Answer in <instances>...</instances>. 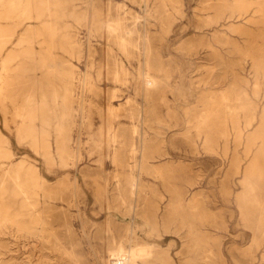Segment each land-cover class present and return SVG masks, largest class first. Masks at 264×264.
Here are the masks:
<instances>
[{"label": "rangeland", "instance_id": "374dc122", "mask_svg": "<svg viewBox=\"0 0 264 264\" xmlns=\"http://www.w3.org/2000/svg\"><path fill=\"white\" fill-rule=\"evenodd\" d=\"M0 42V264H264V0H0Z\"/></svg>", "mask_w": 264, "mask_h": 264}, {"label": "bare ground", "instance_id": "6f19581e", "mask_svg": "<svg viewBox=\"0 0 264 264\" xmlns=\"http://www.w3.org/2000/svg\"><path fill=\"white\" fill-rule=\"evenodd\" d=\"M48 3V2H47ZM12 7V6H11ZM120 7V6H119ZM118 7V8H119ZM107 20V19H106ZM164 20V19H163ZM119 23H120V21H118ZM115 24H116V22H115ZM117 28V27H116ZM127 28V27H126ZM118 29V28H117ZM123 29V28H122ZM125 29V28H124ZM116 30V29H115ZM121 30V29H120ZM117 31V30H116ZM119 31V30H118ZM107 32V31H106ZM123 32V31H122ZM115 34V33H114ZM117 34V33H116ZM122 34H124V33H122ZM124 37V36H123ZM113 38H114V36H113ZM119 39V38H118ZM129 39V38H128ZM123 40V39H122ZM19 41H21V40H19ZM23 41V40H22ZM126 41V40H125ZM118 42V41H117ZM121 43V42H120ZM120 43H118V44H120ZM0 44H1V42H0ZM122 44V43H121ZM135 45V44H134ZM120 47V46H119ZM126 47V46H125ZM111 48V47H110ZM107 49H109L108 47H107ZM122 49V48H121ZM151 49V48H150ZM110 51V50H109ZM112 52V51H111ZM128 51L126 50V52L125 53H127ZM112 54V53H111ZM133 58V57H132ZM113 59V58H112ZM6 60V59H5ZM55 60V59H54ZM44 63V62H43ZM108 63V62H107ZM46 65V64H45ZM74 65V64H73ZM116 65V64H115ZM114 65V66H115ZM35 66V65H34ZM117 69V68H116ZM121 69V68H120ZM123 69V68H122ZM125 69V68H124ZM123 69V70H124ZM125 70H127V69H125ZM117 72V71H116ZM125 72V71H124ZM124 72L122 73V75L124 74ZM127 72V71H126ZM114 73H115V71H114ZM119 73V72H118ZM114 75V74H113ZM116 76V75H115ZM115 76H114V78H115ZM119 76V75H118ZM124 76H125V74H124ZM148 77V76H147ZM150 77V76H149ZM151 79V78H150ZM117 80V79H116ZM123 80H124V78H123ZM128 80V79H127ZM148 80V79H147ZM151 81V80H150ZM114 82H115V79H114ZM123 83V82H122ZM149 83V82H148ZM151 84V83H150ZM123 85V84H122ZM149 85V84H148ZM147 87V86H146ZM53 89V88H52ZM112 90H115V91H117V90H119L118 88H117V90L116 89H112ZM112 92H114V91H112ZM119 92V91H118ZM131 92V91H130ZM115 94V93H114ZM113 94V95H114ZM119 94V93H118ZM58 94H56V90L53 92V96L55 97V99H57L56 98V96H57ZM32 98V97H31ZM114 99V98H113ZM27 100V99H26ZM44 92L42 91L41 92V110H42V113H43V115L45 116L46 115V111L48 110V107H47V104L46 103H44ZM132 100V99H131ZM128 101V100H127ZM32 103V102H31ZM61 107L63 108V107H65V98L63 97V99H62V103H61ZM31 108V107H30ZM33 108V107H32ZM112 108V107H111ZM113 111H114V109H112ZM110 111H111V109H110ZM112 112V111H111ZM113 113V112H112ZM61 115H63V114H61ZM113 115H114V113H113ZM200 115V114H199ZM205 115V114H204ZM203 116V115H202ZM202 116H199V117H202ZM63 117H64V115H63ZM112 117V116H111ZM111 117H109L110 118V120H111ZM205 117H206V115H205ZM202 119V122H203V117L201 118ZM113 120V119H112ZM199 120V119H198ZM200 121V120H199ZM110 122V121H109ZM111 123V122H110ZM109 123V124H110ZM25 127V126H24ZM29 127V126H28ZM23 128V127H22ZM109 128H111V127H109ZM26 129H28V128H26ZM115 130H117V129H115ZM136 130V129H135ZM136 132V131H135ZM109 133V132H108ZM116 133V132H115ZM32 134H33V132H32ZM113 134V133H112ZM222 134V133H221ZM223 135V134H222ZM111 137H112V135H110ZM114 136V135H113ZM115 136H116V134H115ZM120 136V135H119ZM128 137V136H127ZM109 138V137H108ZM107 138V139H108ZM113 138V137H112ZM111 139V138H110ZM109 139V140H110ZM114 140V139H113ZM128 141V140H127ZM108 142V141H107ZM116 142V141H115ZM123 142V141H122ZM129 142V141H128ZM131 142V141H130ZM132 143V142H131ZM134 144V143H133ZM114 145V144H113ZM135 146V145H134ZM107 149H109V148H107ZM116 149V148H115ZM132 149V148H131ZM131 149H130V151H131ZM111 150V149H110ZM135 150V149H134ZM7 151V150H6ZM117 151V150H116ZM3 152V151H2ZM133 152V151H132ZM148 152V151H147ZM116 153V152H115ZM130 153V152H129ZM135 153V152H134ZM146 153V152H145ZM115 155V154H114ZM131 155V154H130ZM150 155H151V153H150ZM144 156V155H143ZM115 157H116V155L114 156V158H113V160L115 159ZM144 158H147V157H144ZM130 159V158H129ZM148 159H149V157H148ZM134 160V159H133ZM116 161V160H115ZM144 163H147V162H144ZM115 164V163H114ZM116 165V164H115ZM144 165V164H143ZM147 166V165H146ZM148 166H149V164H148ZM153 166V165H152ZM152 166H150V167H152ZM156 166V165H155ZM131 167V166H130ZM129 167V168H130ZM157 169V168H156ZM156 169H155V173H157L156 172ZM161 170H162V168H161ZM152 171H153V169H152ZM154 172V171H153ZM115 173V172H114ZM159 173H160V171H159ZM158 173V174H159ZM162 173V172H161ZM115 175V174H114ZM159 175H161V174H159ZM162 176V175H161ZM131 177V176H130ZM121 187V186H120ZM118 188H119V186H118ZM121 189V188H120ZM122 190V189H121ZM123 191V190H122ZM132 195V194H131ZM26 197V196H25ZM180 199V198H179ZM147 202V201H146ZM150 202V201H149ZM29 204V203H28ZM148 204V203H147ZM151 205V204H150ZM147 206V205H146ZM145 210H147V209H145ZM204 210V209H203ZM130 213V212H129ZM145 213V212H144ZM167 213V212H166ZM197 213H198V211H197ZM202 214V213H201ZM166 220V219H165ZM203 221V220H202ZM109 224V223H108ZM203 224V223H202ZM192 225V224H191ZM191 227V226H190ZM191 229V228H190ZM114 240V239H113ZM195 243V242H194ZM209 247V246H208ZM136 249V248H135ZM142 253V252H141ZM141 259V258H140ZM146 259V258H145ZM129 260H130V255H127V254H125V253H119L118 254V256L117 257H114L111 261H110V264H129ZM141 260H143V259H141ZM140 261V260H139Z\"/></svg>", "mask_w": 264, "mask_h": 264}]
</instances>
